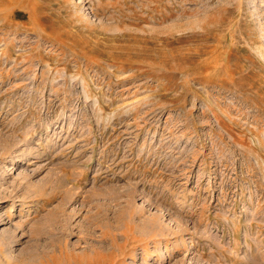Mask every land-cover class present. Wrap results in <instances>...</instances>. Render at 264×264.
<instances>
[{
    "label": "rangeland",
    "instance_id": "rangeland-1",
    "mask_svg": "<svg viewBox=\"0 0 264 264\" xmlns=\"http://www.w3.org/2000/svg\"><path fill=\"white\" fill-rule=\"evenodd\" d=\"M0 264H264V0H0Z\"/></svg>",
    "mask_w": 264,
    "mask_h": 264
}]
</instances>
